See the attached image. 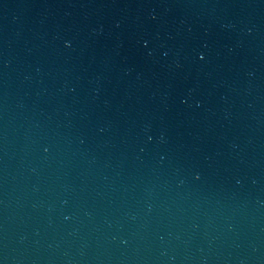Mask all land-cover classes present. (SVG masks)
Instances as JSON below:
<instances>
[{
	"label": "water",
	"instance_id": "obj_1",
	"mask_svg": "<svg viewBox=\"0 0 264 264\" xmlns=\"http://www.w3.org/2000/svg\"><path fill=\"white\" fill-rule=\"evenodd\" d=\"M0 264H264V0H0Z\"/></svg>",
	"mask_w": 264,
	"mask_h": 264
}]
</instances>
